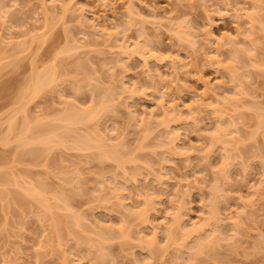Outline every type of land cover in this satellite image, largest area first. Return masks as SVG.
<instances>
[{
  "label": "rangeland",
  "instance_id": "374dc122",
  "mask_svg": "<svg viewBox=\"0 0 264 264\" xmlns=\"http://www.w3.org/2000/svg\"><path fill=\"white\" fill-rule=\"evenodd\" d=\"M0 176V264H264V0H0Z\"/></svg>",
  "mask_w": 264,
  "mask_h": 264
},
{
  "label": "bare ground",
  "instance_id": "6f19581e",
  "mask_svg": "<svg viewBox=\"0 0 264 264\" xmlns=\"http://www.w3.org/2000/svg\"><path fill=\"white\" fill-rule=\"evenodd\" d=\"M130 1V0H129ZM127 3H128V1H126ZM242 12V9L241 8H238L236 11H234V13H233V15L235 16V18L237 19V20H241V18L243 17V19L244 18H246V21L244 22V20H243V22L244 23H250V22H253L252 20H254L253 19V17L252 16H250V15H248V13L247 14H245V12H244V14H242L241 12ZM127 12H128V10H127ZM130 13V12H129ZM128 13V14H129ZM129 15H131V14H129ZM92 27H94V25L92 26ZM249 29V31H250V29L251 28H248ZM232 40L231 39H229L228 40V42H227V44L228 43H230V44H232V42H231ZM221 42H219V41H217V46L216 47H218V45H220V47H222L221 46ZM233 45V44H232ZM230 46V45H229ZM233 47L234 48H232L231 46L229 47V49H232V51L234 52V55H235V57L237 56V53H238V49H236L235 48V46L233 45ZM234 49H236V51L237 52H235L234 51ZM217 50H218V48H217ZM215 51V50H214ZM231 52V51H230ZM212 53V52H211ZM215 55V54H214ZM231 55H232V52H231ZM234 55H232V56H234ZM217 56V55H216ZM210 58L211 57H213V56H209ZM215 57V56H214ZM181 61V60H180ZM177 62H178V64H177ZM175 61V62H173V63H175V65H179V68L177 67V66H175L174 64H173V67H175V70L178 68V70L176 71V73H178V72H182L183 73V70L185 69L184 67H182V62H181V64H179V61ZM183 63H185V62H183ZM186 65V67H187V63L185 64ZM51 67V66H50ZM181 67H182V69H181ZM172 70H173V68H172ZM175 70H173L174 72H172V73H174V74H176L175 73ZM180 70H182V71H180ZM180 74V73H179ZM34 75V74H33ZM176 76H178V75H176ZM54 79H56V74H55V67H52V68H47L46 67V69H45V71L43 70L41 73H37V74H35L34 76H33V78L31 77V80L29 79V81H30V83H28L27 82V84H29V85H27L28 86V88H25V90H23V93L21 94V96H22V99H25L26 97H33L35 94H37L38 92H39V90H41V89H43V87L45 86H47L50 82H52L53 83V81H54ZM26 87V86H25ZM214 88H216V86H214L213 87V89ZM213 89H210V90H213ZM24 91H27V94L24 92ZM24 94H26V95H29V96H25ZM173 111H175V110H173ZM163 114H164V112H163ZM91 114H88V116H90ZM56 120H58V122H57V126L56 127H59V128H65V130H66V132H69V131H71L69 128L72 126V125H74V124H77V123H80L82 120H83V118L81 117V115H80V113L79 112H75V111H70V112H65L62 116L60 115V116H58L57 117V119ZM139 121H141V123H148V122H146L145 120H144V118H140L139 119ZM62 123V125L63 126H61L60 124ZM59 123V124H58ZM13 125V126H12ZM26 124H24V125H22V127L20 128V129H22V130H20V133L21 132H24V133H26V132H29V130H30V128H26V129H24V126H25ZM70 126V127H69ZM9 127L11 128V129H13V130H11L10 131V129H9ZM8 127V129H9V132L11 133V132H13L14 131V124L13 123H11V126H9ZM56 127H54L52 130H48L47 131V133H48V135H49V138H51V137H55L56 136V133L53 135V133L55 132V130L56 129H58V128H56ZM63 128V129H64ZM29 129V130H28ZM69 129V131H67ZM51 132H52V134H51ZM18 133V132H17ZM23 133V134H24ZM27 134V133H26ZM51 135H53V136H51ZM19 136H20V134H18V138L17 139H19ZM21 136H22V133H21ZM20 136V137H21ZM38 137H40V136H38ZM33 138H35V137H32V138H30V140H26V139H24V136H22L20 139H21V141H20V139H19V143H20V145H21V143H22V145H24V146H26V145H28L29 143H31V144H37L38 145V143H49V141H47V139L49 140V138H45V137H40V138H35L34 140H32ZM29 139V138H28ZM25 140L28 142V144H27V142H25ZM98 140V138H86V137H79V138H76V141L79 143V144H81L80 146L83 148V147H85V149H88V148H95V149H97V151H98V149L100 148V150L98 151V155L100 156V158H105L106 157V159H108V158H110V159H114V160H119V159H121L114 151H108V148H106V144L105 145H103V143H104V141L102 140V139H100V140H98L99 141V143L97 142V147H92V145H94V144H92V142L93 141H97ZM102 140V141H101ZM63 141V140H62ZM61 140H60V142H62ZM76 141L74 140V144H77L76 143ZM50 142H51V140H50ZM102 142V143H101ZM96 143V142H95ZM40 145V144H39ZM43 145H45V144H43ZM99 146V147H98ZM102 150V151H101ZM38 153V150H37V152H36V154ZM33 154V153H32ZM9 179H10V181H9ZM0 185H9V183L10 184H12L11 183V181H13V184L15 185V181H16V185H18V186H20V183L17 181V180H11V178L9 177V176H0ZM41 181V180H40ZM38 182L39 184H37V187H33V188H30L29 190H28V188L29 187H25V188H23V190H24V192L26 191V190H28L29 191V194L31 195V193H33V196H34V199H35V197L36 198H38L37 200H39L38 202L40 203V206H41V210H42V216L44 217V216H46L47 214H52L53 213V207L49 204V203H47L46 201V198H45V194H44V192L45 191H47L46 190V188H47V186H45V184H43V186H41L42 184H41V182ZM9 182V183H8ZM3 183V184H2ZM43 183V182H42ZM41 184V185H40ZM44 186H45V190H44ZM26 189V190H25ZM1 191V190H0ZM28 191H27V193H28ZM32 191V192H31ZM44 194V195H43ZM10 196H11V194H10ZM13 196V195H12ZM12 196H11V198H12ZM32 196V197H33ZM14 197V196H13ZM13 200H14V198H12ZM14 201H16V199L14 200ZM17 201H19L18 200V198H17ZM41 201V202H40ZM66 201V200H65ZM50 212V213H49ZM53 218H55V217H53ZM52 218V216L50 217V220H51V226H52V236H54V237H57V236H59L61 233H60V225H63L62 224V222L61 223H59V221H62V220H60V219H58V218H55V219H53ZM175 217H173L172 219H173V223H175V224H177V226L179 227H183V226H181V224H180V221H179V219L176 217L175 219H174ZM72 219V220H71ZM66 220H67V222L66 221H64L63 223L65 224V227H67V228H71L72 227V224H69L70 223V221H68V217H66ZM70 220H71V223H73V225H75V223H76V225H78V222H74V220L76 221V219L74 218V220H73V218H70ZM69 222V223H68ZM178 222H179V224H178ZM53 224V225H52ZM204 226H202L201 228H197V229H192V231H194V233L196 232L197 234H198V236H199V238L201 239H199L198 238V236L196 235V234H194L195 236H196V238L197 239H199L200 240V242L199 243H196L197 245V250H198V252H200V251H202V249L205 247V246H207V245H209V244H212V241L210 240V239H208L207 237H206V230L207 229H205V228H203ZM164 229H165V227H164ZM173 228H171V227H169V226H167V228H166V232H167V237L168 236H170L171 234H172V232L171 231H173L172 230ZM182 229V228H181ZM183 231H184V228H183ZM186 231V230H185ZM190 232V231H189ZM60 233V234H59ZM204 233H205V235H204ZM97 234H99V233H97ZM184 234H187L188 235V230H187V233L185 232ZM191 234H193V233H191ZM100 235V234H99ZM172 236V235H171ZM169 238V237H168ZM196 242H198V241H196ZM196 248V247H195ZM194 261V260H193ZM193 264V263H192Z\"/></svg>",
  "mask_w": 264,
  "mask_h": 264
}]
</instances>
